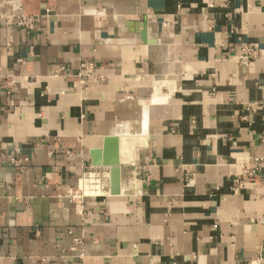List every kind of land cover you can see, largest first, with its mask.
I'll return each instance as SVG.
<instances>
[{
  "label": "crops",
  "instance_id": "obj_1",
  "mask_svg": "<svg viewBox=\"0 0 264 264\" xmlns=\"http://www.w3.org/2000/svg\"><path fill=\"white\" fill-rule=\"evenodd\" d=\"M260 253L264 0H0V264Z\"/></svg>",
  "mask_w": 264,
  "mask_h": 264
},
{
  "label": "water",
  "instance_id": "obj_2",
  "mask_svg": "<svg viewBox=\"0 0 264 264\" xmlns=\"http://www.w3.org/2000/svg\"><path fill=\"white\" fill-rule=\"evenodd\" d=\"M103 163L111 167V192L118 194L121 191L120 153L117 137L106 139Z\"/></svg>",
  "mask_w": 264,
  "mask_h": 264
},
{
  "label": "built area",
  "instance_id": "obj_3",
  "mask_svg": "<svg viewBox=\"0 0 264 264\" xmlns=\"http://www.w3.org/2000/svg\"><path fill=\"white\" fill-rule=\"evenodd\" d=\"M25 24L32 27V20L25 22ZM249 264H264V253H260L257 259L249 261Z\"/></svg>",
  "mask_w": 264,
  "mask_h": 264
},
{
  "label": "rangeland",
  "instance_id": "obj_4",
  "mask_svg": "<svg viewBox=\"0 0 264 264\" xmlns=\"http://www.w3.org/2000/svg\"><path fill=\"white\" fill-rule=\"evenodd\" d=\"M98 179H99V181L102 180V178H100V177Z\"/></svg>",
  "mask_w": 264,
  "mask_h": 264
},
{
  "label": "bare ground",
  "instance_id": "obj_5",
  "mask_svg": "<svg viewBox=\"0 0 264 264\" xmlns=\"http://www.w3.org/2000/svg\"><path fill=\"white\" fill-rule=\"evenodd\" d=\"M90 180H91V178H90ZM92 180H93V178H92ZM92 180H91V181H92ZM94 182H95V180H94ZM92 184H93V183H92Z\"/></svg>",
  "mask_w": 264,
  "mask_h": 264
}]
</instances>
